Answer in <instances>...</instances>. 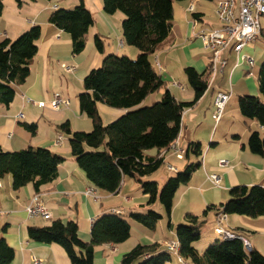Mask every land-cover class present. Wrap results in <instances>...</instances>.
Returning <instances> with one entry per match:
<instances>
[{
    "label": "crops",
    "instance_id": "crops-1",
    "mask_svg": "<svg viewBox=\"0 0 264 264\" xmlns=\"http://www.w3.org/2000/svg\"><path fill=\"white\" fill-rule=\"evenodd\" d=\"M0 1L4 3V12L0 16V43L7 39L15 40L34 26H40L42 29L41 38L37 43L38 54L32 61L30 76L25 84L17 87L14 102L9 107L0 106V145L8 152L47 148L65 159L58 167L57 179L43 187L39 194L52 215L50 220L27 217L25 207L36 195L32 184L16 191L13 189L11 175L0 179V239L4 238L15 251L12 264H36L34 259H37L39 264H71L60 246L31 241L28 228L49 226L57 220H74L78 223L81 239L89 242L93 222L100 215L112 211L121 212L123 217L129 216L131 238L119 246L97 247L94 264H121L124 255L138 244L158 243L164 247L165 242L177 240L175 226L188 222L189 214L197 216L203 222L201 239L195 243V248L200 253L213 242L222 240L216 234L215 228L218 224L219 209L229 200L230 190L236 186L264 187V155L253 154L248 147L251 134L259 132L263 137L264 127L257 120L244 118L238 104L239 96L243 95L259 97L264 103L258 82L264 51L251 44L244 48L243 54L251 55L255 59L254 67L250 68L246 62L239 60L237 53L227 49L222 54V59L227 61L226 67L222 72H218L197 104L184 111L182 130L176 140L177 147L187 151L190 143L200 142L203 155L199 158L193 155L187 158L185 155L184 159H179L175 151L168 150L163 152V166L168 174L175 173L168 171L169 165L177 169V172L198 161L202 166L193 174L187 185L180 187L174 198L170 219L172 227L168 226L169 219L163 217L156 230L151 231L130 219L131 213H145L152 209V206L148 205V196L143 194L139 184L133 179L125 178L116 194L94 188L72 156L70 135L60 129L62 124L69 122L72 133L91 132L92 121L80 112L78 101L79 94L84 91L86 76L101 66L106 55H123L132 59L138 56V49L126 46L124 42L122 23L125 15L121 12L106 14L103 0H22L23 3L19 7L12 0ZM82 2L92 13L94 24L86 35L84 52L74 55L71 36L51 24L50 16L58 9H74ZM212 2L216 10V0ZM205 8L204 5L196 3L193 13L187 11L184 14L182 24L173 22L170 37L161 45L159 51L150 57L153 68L166 82V89L179 102H192L195 98L185 69L193 68L203 74L210 65L209 50L203 48L200 40L192 39L193 32H198L200 28L220 26L218 17L215 21L208 19ZM194 14L198 15L197 26L192 24L196 20ZM174 18L177 20L175 10ZM261 35H264V30ZM97 36L104 41V53H100L95 46ZM64 65L75 66L76 71L68 74L64 71ZM259 66L256 81L255 69ZM249 72L253 75L249 76ZM160 92L162 90L155 92L154 96H148L142 106L160 100ZM219 92L229 94L230 99L223 116L216 121L215 99ZM58 96L69 100V106H62L59 110L52 109L49 103ZM29 99L34 102H46L48 105L36 107L28 101ZM98 108L103 124L104 121L109 123L126 113V110L110 108L104 104H99ZM20 114H23L22 118L19 117ZM24 124H36V133L33 134ZM59 136H62V140L57 144ZM148 154L153 156L155 152ZM222 160L228 162L227 167H220L219 162ZM210 174L220 176V187L208 181ZM161 180L156 177L154 181L159 184ZM88 188L96 190L95 197L85 194ZM208 208L212 209L205 214ZM165 218L168 220L167 228ZM220 226L232 233L242 232L250 243V250H257L264 256V216L252 218L226 215ZM167 264L173 263L171 261Z\"/></svg>",
    "mask_w": 264,
    "mask_h": 264
},
{
    "label": "trees",
    "instance_id": "trees-1",
    "mask_svg": "<svg viewBox=\"0 0 264 264\" xmlns=\"http://www.w3.org/2000/svg\"><path fill=\"white\" fill-rule=\"evenodd\" d=\"M176 1L187 0H103L106 14L121 12L125 15L122 23L124 42L136 47L139 54L135 60L127 56L106 55L101 66L86 76L84 91L79 94L78 101L80 112L92 121L91 132L72 133L69 122L60 127L62 132L70 135L72 156L94 188L116 194L125 178L135 180L143 194L148 196L149 206L160 203L169 219V227H172L170 219L178 190L190 182L202 163L188 164L175 177L169 178L162 189L156 181L146 182L143 178L163 166V152L168 151L180 136L184 111L203 97L211 78L210 65L203 74L186 68L185 74L195 98L192 102H179L166 89V82L150 62V57L159 51L172 33ZM3 12L4 4L0 1V16ZM193 16L198 20L197 14ZM50 23L71 36L74 55L84 52L86 35L94 24V17L83 2L74 9L54 11ZM41 34V27L34 26L17 39L0 43V106L9 107L16 98L17 87L25 84L30 76ZM95 46L104 53V41L98 36ZM258 82L264 96V63ZM162 89L166 90L158 102L149 107L142 106L148 96ZM99 104L126 110V113L106 126L102 122ZM238 104L244 118L257 120L264 127V103L259 97L239 96ZM24 125L36 133V124ZM248 147L253 154L263 156L264 137L253 132ZM152 151L155 152L153 156L148 154ZM185 155L187 158L190 155L201 157L202 144L190 143ZM64 161V157L47 148L8 152L0 145V179L11 175L14 190L32 184L36 194H40L43 187L57 179L58 167ZM229 196L218 215L264 216V187L236 186L230 190ZM211 209L208 208L205 214ZM130 219L154 231L163 215L150 209L146 213H131ZM187 220L175 226V233L179 254L189 264H264V256L254 249L247 251L240 238L217 240L200 253L195 243L201 239L203 222L192 214L187 215ZM236 235L244 237L242 232ZM28 237L37 243L60 246L71 264H94L95 249L126 243L131 238V225L122 214L112 211L93 222L89 242L81 239L78 223L74 220H57L45 227L31 226ZM14 259L15 251L1 238L0 264H12ZM171 261L172 255L161 244H138L124 255L121 264H167Z\"/></svg>",
    "mask_w": 264,
    "mask_h": 264
},
{
    "label": "built area",
    "instance_id": "built-area-1",
    "mask_svg": "<svg viewBox=\"0 0 264 264\" xmlns=\"http://www.w3.org/2000/svg\"><path fill=\"white\" fill-rule=\"evenodd\" d=\"M238 3V7H237ZM190 12L195 11V5L191 3L188 9ZM217 17L220 26L217 28H205L198 32H193L192 39L200 40L203 46L211 52V78L210 84L215 80L219 71H223L226 67L227 61L222 59V54L227 49H232L239 56L240 61H244L250 68L255 65V59L251 55L243 54V50L248 45L255 43L263 32L261 25V18L264 17V0H216ZM194 26H197L198 21L192 22ZM122 46L123 43L121 42ZM64 71L68 74H72L76 71L75 66H63ZM161 71V67L159 66ZM249 76L253 74L249 72ZM230 99V95L224 92H219L215 99L216 112L214 119L219 121L224 114L225 107ZM31 104L36 107H47L46 102H34L28 100ZM70 101L62 99L61 97H55L49 106L54 110H59L62 106H69ZM20 118L23 114L19 115ZM62 136L58 137L57 144H60ZM177 153L179 159H184L186 151L177 147V142L170 147ZM220 167H227V161H220ZM169 172H177L172 165L168 166ZM208 181L214 186L220 187L221 178L219 175L210 174L208 175ZM87 196H96V190L88 188L85 192ZM118 214L121 212L115 211ZM25 213L29 219H43L50 220L52 215L48 210L46 204L42 201L39 194L34 195L28 205L25 207ZM226 217V215H218V224L215 228V232L221 239H235L240 238L247 251H250V243L244 238L226 231L220 226V222ZM164 248L171 254L176 255L179 263L186 264L184 258L179 254V243L177 240L165 242ZM36 264H39L37 259H34Z\"/></svg>",
    "mask_w": 264,
    "mask_h": 264
},
{
    "label": "rangeland",
    "instance_id": "rangeland-1",
    "mask_svg": "<svg viewBox=\"0 0 264 264\" xmlns=\"http://www.w3.org/2000/svg\"><path fill=\"white\" fill-rule=\"evenodd\" d=\"M12 1H14L15 2V5L17 6V7H19V2L17 1V0H12ZM191 3H193L194 5L196 4V3H199V4H202V5H204L206 8V10H207V16H208V19H211V21H215V19L217 18V10H214V8H215V6H214V3L212 2V1H209V0H191V1H189V0H187V1H176L175 3H174V10L176 11V13H177V20H175V18H174V23H177V24H182L184 21H183V19H184V14L188 11L189 13H193V12H190L188 9H189V6L191 5ZM4 4V3H3ZM187 6V7H186ZM237 7H238V3H237ZM186 10V11H185ZM176 21V22H175ZM219 20H217V22H218ZM199 25V24H198ZM261 25H262V28H263V30H264V17H262L261 18ZM31 29V28H30ZM201 29V28H200ZM200 29H199V31H200ZM202 30V29H201ZM202 43V42H201ZM126 45V44H125ZM203 45V44H202ZM251 45H256L257 47H259V49L261 50V51H264V35L262 36H260L259 37V39L257 40V42H256V44H251ZM127 46V45H126ZM132 47V46H131ZM203 48L204 49H206L204 46H203ZM133 49H137L136 47H134ZM206 50H208V49H206ZM139 51V50H138ZM210 52V51H209ZM211 53V52H210ZM121 57H123V55H120ZM136 59V57H134L133 59L131 58V60H135ZM259 61V60H258ZM257 61V62H258ZM263 61H264V59H263ZM262 61V65H263V62ZM262 65H261V67H262ZM99 68V67H98ZM260 68V66L259 67H257L256 69H255V72L256 71H258V69ZM261 69V68H260ZM257 78H258V74H257V72H256V78H255V80L257 81ZM164 92H165V89H162V92H160L159 93V95L160 96H162L163 94H164ZM154 95H156V93H154L153 94V96ZM158 95V94H157ZM162 98V97H161ZM159 101V100H158ZM158 101H156V102H158ZM156 102H154V103H151V104H147V105H145V106H143V107H149V106H152L153 104H155ZM116 120V119H115ZM114 120V121H115ZM108 122V121H107ZM106 121H104V124L107 126V125H109V124H111L113 121H111V122H109V123H107ZM63 133H65V132H63ZM66 134V133H65ZM264 137V136H263ZM175 144V143H174ZM170 150V149H169ZM176 174H177V172H175V173H170V174H168L167 172H165V166H162L158 171H156L155 173H153V174H151V175H149V176H147V177H145V178H143L144 179V181H154L155 180V178L157 177L159 180H161L162 178H164L163 180H161V181H159V188L160 189H162L163 188V186L166 184V182H167V180L169 179V178H171V177H175L176 176ZM127 179H131V178H127ZM161 208V209H160ZM152 209L153 210H155V211H157V212H159V213H161L162 215H163V217H166V215H165V213H164V210H163V208L161 207V205H160V203L159 202H157V205H153L152 206ZM146 212H148V211H146ZM145 212V213H146ZM124 218H126L127 220H129V216H127L126 215V217H124ZM166 219V218H165ZM167 223H168V220L166 219V228H167ZM152 231V230H151ZM134 232H136V231H134ZM236 234V233H235ZM202 243V242H201ZM208 246H210V245H208ZM208 246L206 247V249L208 248ZM206 249H204V251L206 250ZM204 251H202V253L204 252ZM178 260V258H177V256L176 255H172V263L173 264H179V262L177 261ZM181 264V263H180ZM186 264H188V262H186Z\"/></svg>",
    "mask_w": 264,
    "mask_h": 264
},
{
    "label": "bare ground",
    "instance_id": "bare-ground-1",
    "mask_svg": "<svg viewBox=\"0 0 264 264\" xmlns=\"http://www.w3.org/2000/svg\"><path fill=\"white\" fill-rule=\"evenodd\" d=\"M250 250V249H249Z\"/></svg>",
    "mask_w": 264,
    "mask_h": 264
}]
</instances>
